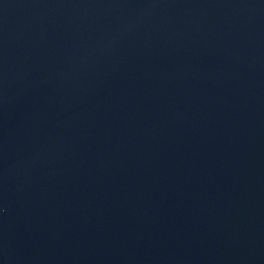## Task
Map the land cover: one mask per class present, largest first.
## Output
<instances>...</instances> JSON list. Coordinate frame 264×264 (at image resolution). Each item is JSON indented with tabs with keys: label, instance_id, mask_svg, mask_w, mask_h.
<instances>
[{
	"label": "water",
	"instance_id": "1",
	"mask_svg": "<svg viewBox=\"0 0 264 264\" xmlns=\"http://www.w3.org/2000/svg\"><path fill=\"white\" fill-rule=\"evenodd\" d=\"M0 264H264V0H0Z\"/></svg>",
	"mask_w": 264,
	"mask_h": 264
}]
</instances>
